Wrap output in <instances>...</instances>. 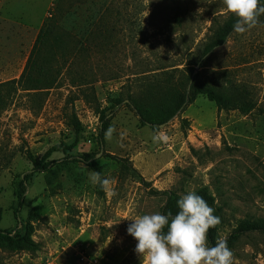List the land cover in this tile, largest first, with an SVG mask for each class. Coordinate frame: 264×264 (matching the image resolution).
<instances>
[{
	"label": "rangeland",
	"instance_id": "obj_1",
	"mask_svg": "<svg viewBox=\"0 0 264 264\" xmlns=\"http://www.w3.org/2000/svg\"><path fill=\"white\" fill-rule=\"evenodd\" d=\"M57 1L0 0V85L21 78ZM93 3L74 23V35L93 17ZM107 8L102 20L116 26L110 45L90 42L79 64L63 70L59 87L36 97L20 88L1 91L0 231L9 237L0 236V264H143L127 227L132 218L163 214L162 191L206 190L225 241L242 224L264 219V14L203 57L213 28L233 15L222 0H107ZM83 75L89 81L74 86ZM188 78L215 86L242 108L249 103L250 111H219L200 95L156 131L126 103L157 86L181 90ZM73 110L83 125L79 135L69 124ZM103 110L111 113V133L100 146ZM160 131L167 144L152 141ZM76 139L26 183L20 205L18 189L34 162ZM86 153L97 155L110 181L106 191L92 184L90 167L72 159ZM228 247L233 264H264V232H246Z\"/></svg>",
	"mask_w": 264,
	"mask_h": 264
},
{
	"label": "trees",
	"instance_id": "obj_2",
	"mask_svg": "<svg viewBox=\"0 0 264 264\" xmlns=\"http://www.w3.org/2000/svg\"><path fill=\"white\" fill-rule=\"evenodd\" d=\"M92 1L94 2L93 4L96 5L93 10L94 15L91 19H86V26L81 27V30L77 31L79 32V34H77L79 35L78 38L77 35L73 34L76 30L74 23L82 16L83 12L87 11L88 0H58L54 4L53 9L50 10L49 17L39 30L21 78L0 85V102L3 100L1 92L3 88L14 89L16 91L20 88L22 91L28 92L30 96L36 97L43 93V91L59 87V85H61L60 80L63 76V70L67 69V71L71 72L72 68L79 64L80 60L89 53L87 45L90 44V42L94 43L97 48L110 45L116 26L102 20L101 12L103 9L108 12L110 11V9L107 8V0H98L97 2L100 4H97L95 0ZM235 22L236 18L232 15L229 21L224 25L218 24L213 28L214 34L204 50L203 57L210 55L215 49L226 44L227 39L234 32L233 25ZM91 23L97 24L96 31L90 29ZM92 35H94V40L91 39ZM86 81L89 80L83 75L80 76L78 83L74 81L73 84L74 86H83ZM95 82H97V80H92V83ZM184 86L185 88H183ZM153 89L155 92H152ZM153 89L148 91L143 99L134 98L132 96L127 98L126 103L135 109L142 124L151 126V128L156 131L162 126L167 125L177 112L185 111L200 95L214 102L219 111L228 108L241 109L245 113L250 111L248 106L249 103L246 102V108H242L237 101H231L215 86L202 82L196 83L195 80L192 81L191 78H188L186 83L182 85L181 90L163 88L161 86L154 87ZM30 92L34 93L31 94ZM122 102L123 100L116 99L115 105L121 104ZM69 117L70 126L74 129L76 135H79L83 131V125L75 110L72 111ZM99 117L100 128L98 141L100 146H104L105 133L110 127L111 113L103 110L99 114ZM77 144L78 139H76L72 145L60 144L54 146L46 153L43 160L34 162L33 171L24 176L18 189V200L20 205H22L24 195L27 191L26 183L31 180L33 175L37 172L48 171L57 163L56 161H48L51 155L58 151L66 154ZM72 159L84 162L94 172L100 173L101 177L104 178L103 169L99 166L95 153H86ZM67 160L68 158L64 161L66 162ZM120 162L124 165L126 170L131 169L127 160H120ZM99 189L102 190L100 187ZM157 194L165 196L166 207L163 214L167 215L171 213L175 215L179 210L177 201L182 196L176 191H162L157 192ZM196 194L200 195L207 204L212 207L213 201L207 195L206 190H200ZM213 214L219 217L217 211L214 210ZM219 223L214 228L208 230L207 241L211 246L218 240ZM249 231L264 232V219H259L253 223L242 224L226 241L227 246H234L244 233ZM6 235L9 234L0 231V236L8 238L9 236Z\"/></svg>",
	"mask_w": 264,
	"mask_h": 264
},
{
	"label": "clouds",
	"instance_id": "obj_3",
	"mask_svg": "<svg viewBox=\"0 0 264 264\" xmlns=\"http://www.w3.org/2000/svg\"><path fill=\"white\" fill-rule=\"evenodd\" d=\"M236 22L233 31L245 33L264 14V0H222ZM111 129L106 132L110 136ZM169 137L162 131L152 136L154 143L167 144ZM93 185L107 190L109 179L94 172L89 176ZM178 212L164 215L144 214L130 219L127 233L136 241L135 252L143 264H233V253L224 239L213 246L207 243V233L219 223L214 209L195 192H188L177 201Z\"/></svg>",
	"mask_w": 264,
	"mask_h": 264
},
{
	"label": "crops",
	"instance_id": "obj_4",
	"mask_svg": "<svg viewBox=\"0 0 264 264\" xmlns=\"http://www.w3.org/2000/svg\"><path fill=\"white\" fill-rule=\"evenodd\" d=\"M21 73H22V71H20L19 75H20ZM19 75H18V76H19ZM18 76H17V77H18ZM17 77H15V78H17Z\"/></svg>",
	"mask_w": 264,
	"mask_h": 264
},
{
	"label": "built area",
	"instance_id": "obj_5",
	"mask_svg": "<svg viewBox=\"0 0 264 264\" xmlns=\"http://www.w3.org/2000/svg\"><path fill=\"white\" fill-rule=\"evenodd\" d=\"M91 263H93V262H91Z\"/></svg>",
	"mask_w": 264,
	"mask_h": 264
}]
</instances>
